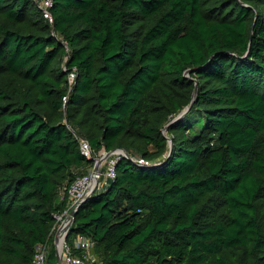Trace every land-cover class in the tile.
Here are the masks:
<instances>
[{
    "label": "trees",
    "instance_id": "trees-1",
    "mask_svg": "<svg viewBox=\"0 0 264 264\" xmlns=\"http://www.w3.org/2000/svg\"><path fill=\"white\" fill-rule=\"evenodd\" d=\"M50 11L0 0V264H56L76 135L130 155L75 212L93 264H264V0Z\"/></svg>",
    "mask_w": 264,
    "mask_h": 264
},
{
    "label": "built area",
    "instance_id": "built-area-1",
    "mask_svg": "<svg viewBox=\"0 0 264 264\" xmlns=\"http://www.w3.org/2000/svg\"><path fill=\"white\" fill-rule=\"evenodd\" d=\"M41 12L42 17L50 25L53 24V16L50 8L52 0H32ZM74 70L68 75V83L74 81ZM66 103V97H63V105ZM80 153L91 161L88 171L70 184L67 189L65 206L54 215V224L50 234L55 248V255L59 257V264H93L96 255L93 252L94 242L87 236L77 234L69 237L72 219L71 211L79 206L80 201L91 191H95L107 186L110 179L115 177V166L118 160L127 157L122 149H113L110 151L102 150L99 153L93 152L89 142L82 136H77ZM132 160L144 163L141 158H131ZM48 254L46 244L39 245L33 257L31 264H45Z\"/></svg>",
    "mask_w": 264,
    "mask_h": 264
},
{
    "label": "water",
    "instance_id": "water-1",
    "mask_svg": "<svg viewBox=\"0 0 264 264\" xmlns=\"http://www.w3.org/2000/svg\"><path fill=\"white\" fill-rule=\"evenodd\" d=\"M168 141H169V143H170V150H171V148H172V144H171V142H170V139H169ZM122 150H123V149H122ZM123 151L125 152V154L127 155V157L130 158V155H129L125 150H123ZM92 193H93V191L89 192V193H88V194H87V195H86V196L80 201L79 205H80L84 200H86L88 197H90V196L92 195ZM77 208H78V207L74 208V209L71 211V213H70L72 221H73V218H74V215H75V212H76ZM56 264H59V257H58V256H57V258H56Z\"/></svg>",
    "mask_w": 264,
    "mask_h": 264
}]
</instances>
